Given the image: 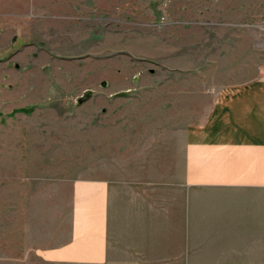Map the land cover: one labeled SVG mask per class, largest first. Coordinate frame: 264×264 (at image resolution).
Returning <instances> with one entry per match:
<instances>
[{"label":"rangeland","instance_id":"obj_1","mask_svg":"<svg viewBox=\"0 0 264 264\" xmlns=\"http://www.w3.org/2000/svg\"><path fill=\"white\" fill-rule=\"evenodd\" d=\"M37 28L0 18L7 255L46 245L77 178L113 180L126 224L179 176L186 125L220 89L264 76V0H82L81 26ZM32 214L33 240L20 236Z\"/></svg>","mask_w":264,"mask_h":264},{"label":"crops","instance_id":"obj_2","mask_svg":"<svg viewBox=\"0 0 264 264\" xmlns=\"http://www.w3.org/2000/svg\"><path fill=\"white\" fill-rule=\"evenodd\" d=\"M0 18L34 32L81 26L82 0H0ZM110 181H68L66 222L52 214L46 245L16 240L12 255L0 238V264H264V76L220 89L186 125L179 176L126 224ZM28 218L20 236L33 240L40 216Z\"/></svg>","mask_w":264,"mask_h":264}]
</instances>
